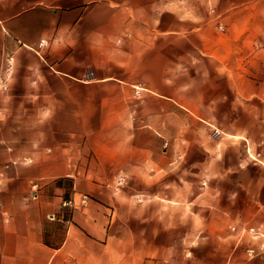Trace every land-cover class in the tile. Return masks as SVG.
<instances>
[{
    "label": "crops",
    "instance_id": "1",
    "mask_svg": "<svg viewBox=\"0 0 264 264\" xmlns=\"http://www.w3.org/2000/svg\"><path fill=\"white\" fill-rule=\"evenodd\" d=\"M60 2L0 0V70L14 56L7 97L47 99L46 110L40 112L26 99L20 117L16 101L2 102L7 115L0 119V166L7 159L16 163L8 165L0 180V264H160L159 200L136 204L127 191L102 183L118 173L136 176L137 192L170 202L163 222L176 225L182 209L177 205L192 199L171 159L176 138L168 136V156L154 155L161 144L155 133H160L143 129L142 121L146 113L158 114L152 124L168 135L159 114H176L178 108L154 104L146 110L130 104L135 90L120 77L123 64L111 62L108 49L101 52L102 42L92 35L106 26L92 24V6L65 12ZM97 64L105 74L98 75L103 68L96 67L98 77L84 79ZM142 82L136 76L129 80L133 87ZM154 88V93L161 91ZM167 95L175 96L171 89ZM186 107L200 112L191 102ZM40 116L44 123L39 126ZM21 129L43 131L31 137L25 151L11 146L7 151L6 142L21 143ZM146 133L155 136L152 141ZM206 169L200 164V172ZM163 180L167 184L158 182ZM35 184L40 188L33 198ZM81 195L89 197L85 206H63ZM52 213L54 220L48 217Z\"/></svg>",
    "mask_w": 264,
    "mask_h": 264
},
{
    "label": "rangeland",
    "instance_id": "2",
    "mask_svg": "<svg viewBox=\"0 0 264 264\" xmlns=\"http://www.w3.org/2000/svg\"><path fill=\"white\" fill-rule=\"evenodd\" d=\"M59 1L65 12L92 6V24L106 26L92 35L102 42L101 52L108 49L111 62L123 64L120 77L135 90L130 104L146 110L154 104L178 108L176 114H159L168 135L152 124L158 114L146 113L142 121L143 129L160 133H155L161 144L154 155L168 156V136L176 138L171 159L192 198L177 205L182 209L176 225L163 222L170 202L137 192L136 176L124 172L126 181L118 186V173L102 183L127 191L136 204L159 200L160 264H264V0ZM96 67L104 66L92 65L83 78L105 74L100 68L97 75ZM13 69L10 55L0 70V119L7 115L2 102L16 101V117L26 99L33 110L45 111L46 98L7 97ZM135 76L143 78L138 87L129 84ZM155 86L159 93L153 92ZM169 89L175 96L167 95ZM190 102L200 112L187 108ZM37 121L44 123L41 116ZM42 131L21 129V143L6 142L4 148L23 152ZM153 136L146 133L145 138L152 141ZM7 160L0 166V180L9 164L15 166ZM201 162L207 166L203 172ZM142 223L146 227L149 221Z\"/></svg>",
    "mask_w": 264,
    "mask_h": 264
},
{
    "label": "built area",
    "instance_id": "3",
    "mask_svg": "<svg viewBox=\"0 0 264 264\" xmlns=\"http://www.w3.org/2000/svg\"><path fill=\"white\" fill-rule=\"evenodd\" d=\"M41 44H42V42H41ZM0 80H2V79L0 78ZM125 181H126V176L123 175V174H120L118 176L117 185L118 186L122 185ZM38 187H39L38 184H35L33 186V192H32V197L33 198H36L38 196V193H37ZM88 199H89V197L87 195H81L79 200H77L75 197H73V198H70L68 200H65L63 202V206L71 207L73 209H78V208H81V207L85 206L87 204V202H88ZM48 217L50 219H52V220L56 219V215L53 214V213L49 214Z\"/></svg>",
    "mask_w": 264,
    "mask_h": 264
},
{
    "label": "bare ground",
    "instance_id": "4",
    "mask_svg": "<svg viewBox=\"0 0 264 264\" xmlns=\"http://www.w3.org/2000/svg\"><path fill=\"white\" fill-rule=\"evenodd\" d=\"M45 42H46V41H45V40H43V41H42V44H44Z\"/></svg>",
    "mask_w": 264,
    "mask_h": 264
}]
</instances>
